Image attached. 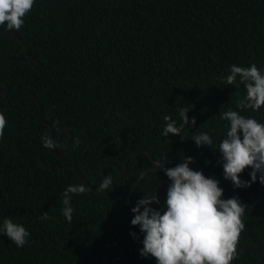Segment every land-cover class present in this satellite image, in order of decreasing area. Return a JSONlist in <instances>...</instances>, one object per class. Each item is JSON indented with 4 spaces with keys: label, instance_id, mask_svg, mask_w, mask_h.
<instances>
[{
    "label": "trees",
    "instance_id": "1",
    "mask_svg": "<svg viewBox=\"0 0 264 264\" xmlns=\"http://www.w3.org/2000/svg\"><path fill=\"white\" fill-rule=\"evenodd\" d=\"M23 19L19 40L0 26V224L11 218L29 236L18 248L0 234V264H157L140 253L144 234L131 209L153 192L160 203L152 207L165 210L164 169L188 156L193 170L219 181L223 199L246 206L231 264H264L260 174L235 188L219 150L191 138L207 132L218 148L229 127L221 113L230 109L264 123V106L237 107L244 84L222 79L234 64L264 73V0H35ZM26 49L35 63L21 61ZM187 106L196 123L184 127L186 137H164L163 117L179 125ZM50 127L56 138L63 133L59 142ZM45 136L55 147H44ZM68 143L64 159L51 152ZM135 154L120 173L115 165L124 170ZM251 171L241 179L251 181ZM107 176L115 191H98ZM80 184L87 191L72 195L69 223L62 193ZM45 212L51 219L42 221Z\"/></svg>",
    "mask_w": 264,
    "mask_h": 264
},
{
    "label": "clouds",
    "instance_id": "2",
    "mask_svg": "<svg viewBox=\"0 0 264 264\" xmlns=\"http://www.w3.org/2000/svg\"><path fill=\"white\" fill-rule=\"evenodd\" d=\"M35 0H0V26L8 30H19L24 17L32 10ZM222 79L227 85L244 84L246 95L237 102L239 109L258 111L264 106V73L255 63L251 66L232 65L229 74ZM189 106L181 108L179 115L182 123L165 115L166 122L162 135H181L186 125H194L195 117L189 118ZM221 119L229 122L226 136L213 146V139L207 132L191 137L200 146H210L222 154L223 175L235 188H243L257 180L264 184V123L255 118L241 115L238 111L228 110L221 113ZM6 118L0 114V138L3 137ZM242 133V135H241ZM44 147H55L52 140L42 137ZM193 157H182L175 167L164 169L171 181L167 190L166 210L152 207L159 204V196L145 192V198L137 201L131 209L135 213L131 220L133 226H139L143 236L142 256H152L157 264H231L236 258L237 244L245 225L242 216L245 205L236 197L223 199L224 189L219 181L209 178L202 171L193 170L189 165ZM160 162L158 163V167ZM250 167L251 181L241 179V173ZM113 184V178L107 176L98 186L104 192ZM83 184L69 185L62 193V214L71 223L74 209L71 206L73 194H84ZM143 208V211H141ZM40 219L49 220L45 212ZM0 234H4L18 248L28 242L29 232L22 224L5 218L0 224ZM135 237L136 234L132 233Z\"/></svg>",
    "mask_w": 264,
    "mask_h": 264
},
{
    "label": "water",
    "instance_id": "3",
    "mask_svg": "<svg viewBox=\"0 0 264 264\" xmlns=\"http://www.w3.org/2000/svg\"><path fill=\"white\" fill-rule=\"evenodd\" d=\"M43 3V1L41 2V3H39L38 4V6L39 5H41ZM11 34V37L12 38H14V39H16V40H19L17 37H16V30L15 29H13V31L10 33ZM26 56H27V59L26 60H21L22 62H25V63H28V64H32V63H34L35 62V59L33 58V57H31L30 56V54H29V52H28V50L26 49ZM7 60H13V61H17V60H15V59H11V58H9V59H7ZM36 67L38 66V63H36V65H35ZM7 92H8V89L5 87V91L4 92H2V93H4V94H7ZM33 96V95H32ZM33 97H35V96H33ZM39 107H40V111H39V114H38V117H37V119H38V121L40 122V123H42V124H46V122L45 121H43L42 120V107H41V105H40V102H39ZM50 129H51V135H52V138L55 140V141H57V142H59L60 140H61V138H62V136H63V133L62 134H60V136H59V138H56L55 137V132H54V129H53V127H50ZM68 146H69V143L67 144V146L65 147V149L61 152V153H58V152H56V151H51V152H53L59 159H64L65 158V156H66V152H67V148H68ZM152 161H153V159H152V157H151V155L149 154V153H145ZM139 154H135V155H132V156H130V157H128L126 160H125V168H124V170H121V168L118 166V165H115L116 166V168L120 171V173H125L126 171H127V168H128V165H127V163L129 162V160L131 159V158H133V157H135V156H138ZM157 165H158V163H156ZM159 169H161V164H160V166H159ZM102 173H103V175H105L104 174V166L102 167ZM147 174V172H145V173H143V175L141 176V178L144 176V175H146ZM170 185V184H169ZM89 187H90V185H89ZM167 190H168V188H167ZM113 191H115V186H114V184H112V186H111V191L110 192H113ZM132 194V193H131ZM131 197V196H130ZM130 197H129V203L130 204H132L131 203V199H130ZM166 210V209H165ZM141 211H143V208L141 209ZM263 251H264V249H262Z\"/></svg>",
    "mask_w": 264,
    "mask_h": 264
},
{
    "label": "bare ground",
    "instance_id": "4",
    "mask_svg": "<svg viewBox=\"0 0 264 264\" xmlns=\"http://www.w3.org/2000/svg\"><path fill=\"white\" fill-rule=\"evenodd\" d=\"M35 63V62H34ZM139 185V184H138Z\"/></svg>",
    "mask_w": 264,
    "mask_h": 264
}]
</instances>
